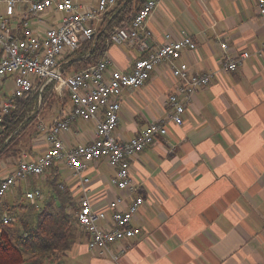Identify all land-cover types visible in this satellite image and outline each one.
<instances>
[{
  "label": "crops",
  "instance_id": "0c3cea01",
  "mask_svg": "<svg viewBox=\"0 0 264 264\" xmlns=\"http://www.w3.org/2000/svg\"><path fill=\"white\" fill-rule=\"evenodd\" d=\"M75 1L84 9L95 3ZM21 11L18 8L17 14ZM60 16L55 10L43 15L48 24H56ZM147 23L155 44L166 35L178 39L182 30L189 33L196 48L183 52L180 60L193 72L216 71V75L193 94L181 124L166 120V98L176 83L166 65L157 66L142 86L122 89L118 138H130L157 119H165L167 127L165 136L130 161L135 194L143 197L131 220L140 234L113 244V252L124 250L114 259L90 250L87 233L77 227L79 237L76 234L65 252V264H264V52L255 53L264 42V15L257 12L255 0H160ZM221 42L227 43L231 56L243 50L251 55L234 71H219ZM106 54L113 67L130 71L143 53L110 44ZM63 97L56 98L53 113L41 116L40 107L38 123L48 125L69 108L67 95ZM93 131L94 121L77 118L62 139L74 146L89 142ZM38 132L31 138L30 155L46 148L44 132ZM4 160L8 171L18 161ZM49 170L17 181L11 187L17 196L10 201L6 193L2 209L22 203L18 197L35 187L41 190L39 200L45 198L38 184L50 173L66 187L71 200L78 203L86 193L92 206L105 210L110 219L107 205L118 190L111 183L114 169L104 159L87 163L81 172L87 178L84 182L63 161Z\"/></svg>",
  "mask_w": 264,
  "mask_h": 264
},
{
  "label": "built area",
  "instance_id": "2783aa9c",
  "mask_svg": "<svg viewBox=\"0 0 264 264\" xmlns=\"http://www.w3.org/2000/svg\"><path fill=\"white\" fill-rule=\"evenodd\" d=\"M116 2L95 0L93 6L84 9L75 0H0V90L9 75L13 82L9 93L0 91V128L18 102L28 100L35 92L39 94V107L40 95L47 86H52L59 97L67 95L70 102L69 108L50 124L38 123V129L46 137L44 151L36 155L20 152L19 158L15 157L16 165L0 177V231L15 221L14 216L2 209V199L17 181L41 175L63 161L71 173L84 182L87 178H82L81 172L87 163L104 159L114 169L111 183L118 190L107 205L110 219L105 210L92 206L86 193L79 197L75 213L78 227L88 235L87 247L114 259L124 250L113 252V244L140 234V228L131 224L133 215L143 204V197L135 194L131 158L167 133L165 119H157L130 138H118L115 128L122 89L142 86L157 66L166 65L176 79L175 89L166 98L169 107L166 120L181 124L182 114L193 94L216 75V71L193 72L180 60L183 52L196 48L185 30L178 39L166 35L162 43H153L147 22L160 0H144L129 23L113 28L109 34L110 44L127 45L143 53L134 59L130 71L113 67L104 52L101 59L86 68L63 72L61 59L94 35L97 23ZM255 7L264 15V0H255ZM18 8L22 9L20 14H17ZM50 10L61 15L56 24L46 23L43 17ZM220 47L223 62L219 71H234L251 55L246 50L229 55L226 42H221ZM263 52L264 42L255 53ZM77 118L94 121L93 138L67 146L62 135ZM24 197L30 202L37 201L42 198L41 190L35 187L26 191Z\"/></svg>",
  "mask_w": 264,
  "mask_h": 264
},
{
  "label": "trees",
  "instance_id": "16d2710c",
  "mask_svg": "<svg viewBox=\"0 0 264 264\" xmlns=\"http://www.w3.org/2000/svg\"><path fill=\"white\" fill-rule=\"evenodd\" d=\"M116 1L115 6L103 15L94 35L61 59L63 72L81 70L101 59L110 45L109 34L113 28L129 23L144 0ZM38 96L35 92L28 100L19 101L16 108L6 115L0 128V156L4 159L18 154L20 132L36 118L39 108L57 95L52 86L45 87L37 107ZM42 179L46 181H41L38 186L42 185L46 191L40 203L29 201L7 209L15 221L0 231V264H65V252L76 239L77 202L70 199L66 187L50 173ZM27 208L36 212L33 219L24 216L22 210ZM11 225L15 227L11 228Z\"/></svg>",
  "mask_w": 264,
  "mask_h": 264
},
{
  "label": "rangeland",
  "instance_id": "374dc122",
  "mask_svg": "<svg viewBox=\"0 0 264 264\" xmlns=\"http://www.w3.org/2000/svg\"><path fill=\"white\" fill-rule=\"evenodd\" d=\"M5 82H6V84L5 83L2 84V89L0 90L1 93H9V91H10L12 85H13L12 76L9 75L8 77H6V81ZM0 86H1V84H0ZM57 98H59V97H57ZM62 99H64V97ZM57 105L58 104H57L56 98L52 97L51 101L45 102L43 104L42 108L40 109V114L39 115L42 116V113H44V112L47 114L48 111H50L51 113L55 112V110L57 108ZM37 124H38V120L34 119L29 125H27L25 128H23L22 132H20V136H19L20 138H18V142H19L18 150H19V152L30 153L29 144H30V141H32L31 138H35V137L39 136ZM19 152H18V154H19ZM18 154L16 156H18ZM16 156H12V157H16ZM0 161H2L4 163V166H1V163H0V171H1V173L4 174V172L8 171L7 168H10L9 167V163L4 160V156H0ZM61 174H63V173H61ZM61 176H64V175H61ZM35 180L37 182L36 178H35ZM40 181H42V183H44V180H40ZM28 184L31 185L30 183H28ZM32 184H34V182ZM36 184H38V183H36ZM41 186H40V188L43 189V191H44L43 194L45 195L46 189L42 188ZM7 193H9V194H7L6 198H8L10 201L12 200V196H14V197L17 196L15 188H11V190L8 191ZM21 193L22 194L24 193L23 189H22ZM16 201H19V202H22V203H27L28 202V201L26 202V199L24 198V195H22V198H21V195H20ZM68 209L70 210V213H72V209L71 208H68ZM22 211H24L23 214H25L24 215L25 217L26 216H28V217L30 216V218L32 217L31 219H33V216L36 213L33 210L29 211V208H27L26 210H22ZM20 214H21V212L18 213V215H20ZM12 227H15V225H11V228ZM76 234H77V237H79L78 229H76Z\"/></svg>",
  "mask_w": 264,
  "mask_h": 264
}]
</instances>
